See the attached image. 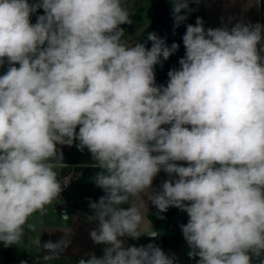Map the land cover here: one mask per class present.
Segmentation results:
<instances>
[{"label":"clouds","instance_id":"9594fccd","mask_svg":"<svg viewBox=\"0 0 264 264\" xmlns=\"http://www.w3.org/2000/svg\"><path fill=\"white\" fill-rule=\"evenodd\" d=\"M201 2L170 0L174 34ZM132 15L128 0H0V243L44 262L69 247V227L55 242L30 234L61 199L62 146H75L104 193L87 217L103 255L78 264H176L155 243L126 244L159 237L148 202L159 219L187 214L197 264H264V25L206 29L197 17L164 85L156 66L180 45L155 32L132 42Z\"/></svg>","mask_w":264,"mask_h":264},{"label":"crops","instance_id":"0c3cea01","mask_svg":"<svg viewBox=\"0 0 264 264\" xmlns=\"http://www.w3.org/2000/svg\"><path fill=\"white\" fill-rule=\"evenodd\" d=\"M31 2V0H30ZM190 7L194 11L189 15L188 20L181 24L179 28L175 29L173 33L174 21L171 14L172 4L170 0H145L144 9L137 17L140 21L141 17H146L143 20L142 25H138L135 32L131 34L132 42L137 40L141 42L147 41V34L149 32H155L160 37L166 39V43L170 46L173 42L180 45L179 50L174 53L167 61H164L162 66H156V82L157 84L166 85L168 76L167 73L172 68H179V59L185 54V49L182 42V36L186 31L187 24H195L196 18L201 17L204 21V26L216 28L221 27L222 22L228 24L229 18H231V27L238 21L244 23H260L264 25V0H260L258 4L257 0H202L199 5L190 4ZM43 14V10H38L37 14L31 17V22H36V15ZM134 24V23H133ZM133 26V25H132ZM127 36L129 34L127 33ZM147 47L151 46V42H147ZM2 68H0V74H2ZM72 147H68L66 154L63 156V163L66 165L64 172L60 174V178L70 171L76 172V176L73 181L64 188L61 199L55 207V212L58 210H66V213L70 219L67 224H60L57 222L52 213L49 211L44 217H33V220L42 221V224L38 223V231L35 234H42V241H57L62 238L63 231L67 227L72 229V235L70 237L71 243L65 252L59 259L48 262L47 264H63V263H78L81 258L87 259L92 253L97 256L103 255V245H95L90 239L89 232L96 227V223H90L87 219L90 215L89 199L97 201L98 198L103 195V191L95 186L92 182V177L95 175L97 169H93L91 164L94 163L91 154L85 151L77 163L66 164L65 160L70 154ZM183 163V162H181ZM167 179L165 173L161 172L159 176L154 180L153 187L158 188L160 183ZM158 210L148 202V216L150 214L157 213ZM187 214L179 210L176 212L172 219L180 223L187 218ZM153 225V224H152ZM154 230L156 228L153 225ZM157 231V230H156ZM27 243V238H26ZM128 240L126 241V244ZM33 249V250H32ZM189 246L186 241H182L179 244L178 250L175 254L176 264H197L196 259H190L187 255L189 252ZM14 255L23 259L26 264H44L42 260L43 252L36 253L34 248H21L14 246ZM18 252V254H16ZM0 264H8L5 254L4 246L0 243ZM253 264H258L253 262Z\"/></svg>","mask_w":264,"mask_h":264},{"label":"trees","instance_id":"16d2710c","mask_svg":"<svg viewBox=\"0 0 264 264\" xmlns=\"http://www.w3.org/2000/svg\"><path fill=\"white\" fill-rule=\"evenodd\" d=\"M134 19L135 17H132V20ZM85 151H87V149H85L83 152L79 151L78 149L72 150L67 158L68 163H72V162L76 163ZM178 211L179 209L177 208H174V207L169 208V210L166 213L160 214L164 217V219H159L157 216V213L150 214L148 216V218L152 221V224L154 225L156 229L161 230L163 228L171 227L174 230L173 234H163L159 232L160 235L155 241L151 240L147 236L141 237L139 240L128 239L127 245L140 246V245H147L148 243H155L156 245L161 247L165 251L166 254L175 255L178 250L179 244L182 241H184L180 225L186 224L188 221V217H187L185 220H183L180 223L174 222L172 220V217ZM13 249H14V246L4 247V254H5L7 263L8 264H21V261H24V260L17 258L14 255Z\"/></svg>","mask_w":264,"mask_h":264},{"label":"rangeland","instance_id":"374dc122","mask_svg":"<svg viewBox=\"0 0 264 264\" xmlns=\"http://www.w3.org/2000/svg\"><path fill=\"white\" fill-rule=\"evenodd\" d=\"M144 1L145 0H128V6H129V8H130V10L133 12V15H132V17H135V19L133 20V23L131 24V25H122V27L125 29V32H126V35H127V33L129 34V36H131V34L133 33V32H135L138 28H140L138 25H142V23H143V20H145V18L146 17H141V19H140V21L139 20H137L136 22H135V20L137 19V17L140 15V13L143 11V9H144ZM133 25V26H132ZM6 68H7V65H5V67L4 68H2V73L4 72V71H6ZM76 150L77 148L75 147V146H72V150ZM68 150V146H62V152H63V156L66 154V151ZM71 150V151H72ZM71 153V152H70ZM69 156V155H68ZM68 156H67V158H68ZM67 158H66V160H65V163L66 164H73V162L72 163H68V161H67ZM75 163V162H74ZM77 163V162H76ZM62 169H65V167H62L61 169H58V171L60 172V174H62L63 172H64V170H62ZM58 203H59V201L57 200V201H54L53 202V204L52 205H49L48 206V209H49V211L52 213V216H53V218L57 221V222H60V224H67L68 223V221L69 220H67V221H65V220H62L61 219V216H62V214H61V212L58 210V212L56 211L55 212V207H56V205H58ZM173 220V219H172ZM174 221V220H173ZM175 222V221H174ZM177 223V222H176ZM157 230V232H160V233H163V234H173V232H174V230H173V228H163V229H161V230H158V229H156ZM33 250V249H32ZM16 254H18V252H16ZM99 257V256H98ZM254 262H257L258 263V261H255L254 260ZM48 262H45L44 264H47ZM63 264H78V263H76V262H74V263H63Z\"/></svg>","mask_w":264,"mask_h":264},{"label":"built area","instance_id":"2783aa9c","mask_svg":"<svg viewBox=\"0 0 264 264\" xmlns=\"http://www.w3.org/2000/svg\"><path fill=\"white\" fill-rule=\"evenodd\" d=\"M75 176H76V172L70 171L69 173L65 174L63 176V178L64 177H68L69 178V183L68 184H70L73 181V179L75 178ZM61 213H64L65 214L66 213V210H61Z\"/></svg>","mask_w":264,"mask_h":264}]
</instances>
